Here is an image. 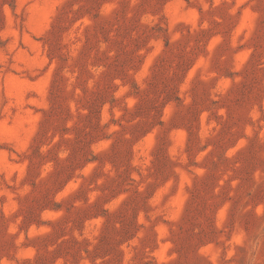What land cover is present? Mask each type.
Instances as JSON below:
<instances>
[{"label": "rangeland", "instance_id": "1", "mask_svg": "<svg viewBox=\"0 0 264 264\" xmlns=\"http://www.w3.org/2000/svg\"><path fill=\"white\" fill-rule=\"evenodd\" d=\"M0 264H264V0H0Z\"/></svg>", "mask_w": 264, "mask_h": 264}]
</instances>
